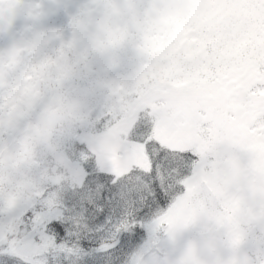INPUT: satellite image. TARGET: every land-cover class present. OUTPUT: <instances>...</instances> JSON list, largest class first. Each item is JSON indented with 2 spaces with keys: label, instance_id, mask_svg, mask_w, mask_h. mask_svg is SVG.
<instances>
[{
  "label": "snow or ice",
  "instance_id": "1",
  "mask_svg": "<svg viewBox=\"0 0 264 264\" xmlns=\"http://www.w3.org/2000/svg\"><path fill=\"white\" fill-rule=\"evenodd\" d=\"M143 5L117 131L65 145L67 182L15 209L0 264H159L210 209L264 207V0ZM249 254L264 264V245Z\"/></svg>",
  "mask_w": 264,
  "mask_h": 264
},
{
  "label": "clouds",
  "instance_id": "2",
  "mask_svg": "<svg viewBox=\"0 0 264 264\" xmlns=\"http://www.w3.org/2000/svg\"><path fill=\"white\" fill-rule=\"evenodd\" d=\"M143 0H0V229L22 203L66 183L65 145L112 137L115 101L141 71ZM63 16L62 23L53 17ZM137 58L123 71L127 54ZM264 207L209 210L161 247L159 264H253Z\"/></svg>",
  "mask_w": 264,
  "mask_h": 264
},
{
  "label": "rangeland",
  "instance_id": "3",
  "mask_svg": "<svg viewBox=\"0 0 264 264\" xmlns=\"http://www.w3.org/2000/svg\"><path fill=\"white\" fill-rule=\"evenodd\" d=\"M137 64V58L135 57L134 54L129 53V55L127 54V56L125 57V61H124V65L127 66H131V67H136Z\"/></svg>",
  "mask_w": 264,
  "mask_h": 264
},
{
  "label": "trees",
  "instance_id": "4",
  "mask_svg": "<svg viewBox=\"0 0 264 264\" xmlns=\"http://www.w3.org/2000/svg\"><path fill=\"white\" fill-rule=\"evenodd\" d=\"M63 16L62 15H57V16H54L53 17V22L54 23H57V24H59V23H62L63 22ZM129 55V54H128ZM135 68L134 67H131V66H125L124 65V67H123V71L125 72V73H131L133 70H134Z\"/></svg>",
  "mask_w": 264,
  "mask_h": 264
}]
</instances>
